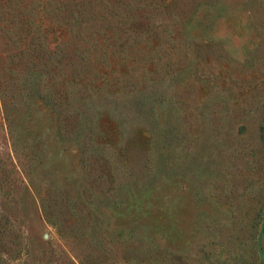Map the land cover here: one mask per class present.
Returning <instances> with one entry per match:
<instances>
[{
	"label": "rangeland",
	"instance_id": "374dc122",
	"mask_svg": "<svg viewBox=\"0 0 264 264\" xmlns=\"http://www.w3.org/2000/svg\"><path fill=\"white\" fill-rule=\"evenodd\" d=\"M263 219L264 0H0L2 264H263Z\"/></svg>",
	"mask_w": 264,
	"mask_h": 264
},
{
	"label": "trees",
	"instance_id": "16d2710c",
	"mask_svg": "<svg viewBox=\"0 0 264 264\" xmlns=\"http://www.w3.org/2000/svg\"><path fill=\"white\" fill-rule=\"evenodd\" d=\"M105 2L106 0H102V2ZM61 7V6H60ZM58 10H59V7L57 8ZM5 14H6V16H12L13 18H15V15H13V13H12V10H11V8H7L6 9V12H5ZM104 18H106V21L108 20V21H113L114 19L111 17V16H105ZM7 20L8 19H4L3 20V23H6L7 22ZM14 21L12 20V22H10V20H9V25H14V24H12ZM4 29H2V31H3ZM12 33V32H11ZM11 33L9 34V35H5V38L10 42L11 41V38L9 37L10 35H11ZM21 34V32H18L17 34ZM40 35L37 37L38 39H40ZM123 40V39H122ZM121 40V41H122ZM129 40V39H128ZM120 41V42H121ZM36 50H37V48L36 47H33V43L31 44V47H30V50H28V51H25V53L24 54H22L21 55V57L22 58H25L26 60H25V62H27L26 64H24V65H27V66H24V68H23V70H24V72L27 74V75H31V76H33V77H46V76H53L52 78L50 77V79L51 80H53L54 81V88H55V90H56V85H57V81H59L58 79L60 78V74H56V75H52L51 74V72H50V69H51V65L50 64H47V62H60V61H62L61 59H58L57 60V58L58 57H55V55L53 56V55H51L52 53H50V55H49V57L47 58V60H46V62H45V59H44V56H37L36 55ZM42 51H43V48H41V50H38L37 51V53H39V54H42ZM23 52V51H22ZM82 50L81 49H79V48H77L76 49V54H75V56H74V59L76 58L78 61H83V55H82ZM84 54V53H83ZM29 62V63H28ZM35 62V64H33ZM32 67H34V68H32ZM48 73V74H47ZM38 81V84H39V87H38V89H39V91H44V89L42 88V83H40V81H39V79L37 80ZM60 82V81H59ZM52 88V87H51ZM50 93V92H49ZM54 95H55V93L53 94L52 93V95H51V93L50 94H48V92L46 93H44V94H41V100L44 102V103H46V104H49V103H51L52 104V106L54 107V109H58L59 110V108L60 107H62V104L61 105H59V104H57L55 101H56V98H54ZM49 98V99H48ZM260 216L262 217V214H260ZM238 229H240V228H238V225H235L234 224V227H233V230L234 231H237ZM241 231H242V233H244L243 232V230L241 229ZM240 231V232H241ZM236 238V235H231V237H230V244H234V243H236L238 240H234L233 239V241L231 240V238ZM244 244V243H243ZM0 264H2L1 263V257H0Z\"/></svg>",
	"mask_w": 264,
	"mask_h": 264
},
{
	"label": "water",
	"instance_id": "95a60500",
	"mask_svg": "<svg viewBox=\"0 0 264 264\" xmlns=\"http://www.w3.org/2000/svg\"><path fill=\"white\" fill-rule=\"evenodd\" d=\"M263 235H264V219H263L261 232H260L259 239H258L259 255H260V258H261V260H262V262L264 264V251H263V244H262Z\"/></svg>",
	"mask_w": 264,
	"mask_h": 264
}]
</instances>
